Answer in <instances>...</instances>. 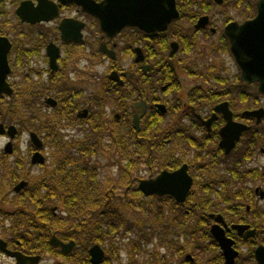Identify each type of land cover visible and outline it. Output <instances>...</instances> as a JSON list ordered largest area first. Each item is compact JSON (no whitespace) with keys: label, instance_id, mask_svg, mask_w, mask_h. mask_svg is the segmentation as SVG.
<instances>
[{"label":"flooded vegetation","instance_id":"1","mask_svg":"<svg viewBox=\"0 0 264 264\" xmlns=\"http://www.w3.org/2000/svg\"><path fill=\"white\" fill-rule=\"evenodd\" d=\"M105 1L112 0H90L89 3ZM259 1L136 0L134 24L119 27L111 22L112 26L103 30L95 15L73 1L0 0V37L8 43L6 61L10 69L5 81L11 89L10 94L0 93V102L7 99L8 107H13V101L24 107L34 103L44 112H52L26 110L22 115L25 123L35 121L26 128L30 141V133L34 132L42 142L36 147L31 141L32 154L44 149L48 142L46 136L50 134L40 121L51 123L52 119L60 124L66 117L69 120L66 125L72 123L78 131L84 127L87 130L83 137L70 140L67 133L61 132L60 125L64 139L86 141V134H94L93 123L101 124L106 130L120 131L124 128L123 122L130 119L135 135L131 144L134 162L153 170L147 177L133 179L135 188L127 185L126 192L155 200V207L166 208L169 214L175 213V219L181 218L180 223L169 216L165 218L166 223L153 224L158 234L151 232L152 238L145 245L153 244L156 248L149 252L153 257L151 264H162V261L264 264V92L259 91V81L242 76L243 64L252 67L253 61L262 56L257 58L252 54L253 49L246 46V34L241 31L245 22L258 15ZM93 26L98 33L95 39L89 36ZM78 49L90 50V58L98 54L111 61L102 93L113 103V114L105 111L104 96L98 98L93 94L82 101L79 98L84 90H69L62 83L67 68L63 65ZM122 55L132 57V70L119 64ZM37 60L45 61L46 68L32 65ZM15 70H20L27 81L36 79L31 90L14 88L10 80ZM113 72L118 79L111 77ZM50 93L55 97L49 96ZM28 94L39 101L34 97L28 102ZM12 109H6L8 119L0 121L5 128L0 137L9 138L3 147L6 154L13 152L12 140L26 126L12 123L10 116L16 113ZM109 115L112 119L107 126L101 118ZM135 116L138 130L134 126ZM165 120L167 124L161 130ZM10 126L14 127L9 131L13 132L12 136L8 132ZM8 142H11V152L5 150ZM72 147L76 149L77 145ZM175 149H182L185 156L190 154L194 160L178 158L173 152ZM205 150L211 159L197 165L195 161L202 158L200 153ZM164 151L167 158L158 161L155 152ZM155 160L159 165L156 173ZM183 165L191 177L183 201H178L172 193L146 195L139 188L140 180L155 179L161 172L171 173ZM210 169L216 174H211ZM27 186L19 192L13 189L18 204L29 201L26 196L31 193L25 191ZM38 195L44 197L46 193ZM111 196L121 198L115 192ZM106 200L101 212L109 203L108 197ZM43 202L40 198L39 205L19 204L13 210L0 207V264L114 263L102 244H86L87 239L80 231L61 229L58 208L44 206ZM189 218L192 224L187 223ZM174 227L180 230L176 238L171 235ZM194 227L201 230L202 239L211 240L213 254L207 255L211 251L206 252L199 246L192 253L180 245L179 241L188 243V229ZM154 237L161 246L153 243ZM55 239L71 245L63 250ZM95 244L104 252L98 263L92 262L90 253ZM160 247H165V252L161 253ZM166 250H172L177 263L166 259L165 254H169ZM119 251L118 255L125 251L131 256L126 249Z\"/></svg>","mask_w":264,"mask_h":264},{"label":"rangeland","instance_id":"2","mask_svg":"<svg viewBox=\"0 0 264 264\" xmlns=\"http://www.w3.org/2000/svg\"><path fill=\"white\" fill-rule=\"evenodd\" d=\"M92 33L89 34V36L91 35L94 39L97 38V28L95 26H93V28L91 29ZM96 46V45H94ZM36 60V59H35ZM34 61V60H33ZM110 62L108 59L103 58L100 55H96L93 54L92 57L90 58V50L85 51V50H81L78 49L77 51L73 52L71 54V58H69V60L63 65L66 68V73H65V81L62 83H65L68 85V89H79L84 90V94L81 98H79V100H86L89 95H93L96 96L98 98L103 97V86H104V80L107 79V75L109 73V65ZM119 64H121V66L126 69V70H132V57L129 55H122V57H119ZM32 65L34 66H43L46 68V64L45 61L42 62L41 60H37L35 62H32ZM23 73L20 70H15L13 73V76L11 77L10 82L14 85V88H16V90L18 88H20L21 90L24 88H28V91L32 89V82H36V79H30V80H25L23 79ZM22 95V93H20ZM49 96L51 97H55L54 94L50 93ZM35 96H32L30 94L27 95V100L28 102H32ZM106 98L105 101H103L104 108L105 111L107 112V114H113L112 112H115L113 110V103H111L110 99L107 98L106 96H104ZM38 101L39 99L37 97H35ZM89 100V99H88ZM35 101V100H34ZM40 103V102H39ZM10 104L9 101H7V99H3L0 102V111L3 112V116L2 117H6V109L10 110L12 109L13 111L16 110V113L13 114L12 112V116H10V118L12 119V123H19L21 125V123H25L23 122L25 119L22 117V115L24 114V112L26 110H29V112H33V111H38L39 108H37V104L32 103L31 105L24 107V105L15 103V101H13V107H8ZM39 106V105H38ZM40 111L44 110L40 107L39 109ZM44 113H49L51 114V111H45ZM43 113V114H44ZM110 117L107 118L106 116H104V118H101V120H104L105 124H110L109 120L112 119V116L109 115ZM59 118V117H58ZM66 117L63 118V120H61V118H59L60 121V130L61 132H65L67 133V137L73 138L75 137L76 139L79 137H83V135L85 134L84 131L87 130V128L85 129V127L83 128V130H77V126L72 125L68 126L66 125V123L69 121L68 118ZM3 121V120H0ZM26 121V120H25ZM51 122L54 124V120L51 119ZM35 121L33 122H29L25 123V131H22V133L19 135V137L15 138L12 140V144H13V152L11 154H6L3 151V147L5 145V143L9 140V138L7 137H0V207L2 208H8V209H14L15 207H20L18 201L14 195L13 192V187L16 183H18L21 180H26L28 181V184L30 183L31 185L30 188H32L34 186V184H32L34 179H37L40 175L43 174L44 170L49 167V165L51 164L52 159L54 158L53 156H55V154L52 153V151L54 150L53 146H51V144L49 142H47L46 146L44 147V149L41 151L43 155H45V163L43 165H33L30 162L31 159V155H32V143L30 141L29 138V134L28 131L26 130V128L28 127L27 125H31L34 124ZM63 124V125H62ZM165 124H167L166 120L163 122V126L161 128V130H164L165 128ZM23 125V124H22ZM108 126V125H107ZM81 131V132H80ZM123 128H120V133L119 134H123ZM83 132V133H82ZM89 132V131H87ZM39 135L41 137L44 136L43 132H38ZM113 134V133H112ZM111 132L109 133L108 137H111ZM124 135V134H123ZM105 139H107V137L103 136ZM109 141V140H108ZM112 143V142H111ZM132 142L130 141V149L132 150ZM106 145V143H105ZM112 147V148H111ZM116 150V151H115ZM133 152V150H132ZM132 152H129V156L132 158V160L134 161L133 156L135 157V155L132 154ZM173 152L175 153V155L180 158L183 157L185 159H190V160H194L193 157L189 154V155H184L183 150L182 149H175L173 150ZM53 154V156H52ZM126 154H128V151H123L122 153L119 152L117 153V148L115 147V145L112 143V145H110L109 150H107L105 147H101L99 149V151L95 154L90 155L91 157H86L85 158V162L88 164L89 162L91 163L90 165H86L85 167L89 170H92L94 168L95 164L97 169L95 170L97 172V180L99 181L100 185H101V194L99 192L100 198L103 200L102 201V205L103 202L105 203L106 200V196H105V192L106 189H114V192L116 195H121V199L124 196H131L130 192L124 194L125 188L127 187V185H131L132 188H135L136 186V182H134L136 177H147L153 170L150 169V167H148V165H144V164H135L134 168H129L127 173L126 172V168L123 167L124 164V158L123 156H125ZM201 156L202 158L198 159L195 161V163L197 165L204 163V162H208L212 157L210 156L207 151H201ZM143 156V155H142ZM155 156L158 158L159 160H163V158H167L166 156V152H155ZM95 160H97V162H95ZM158 161H154L153 163L155 164V170L157 172V167H159L158 165ZM137 165V166H136ZM122 169L124 170V172L122 171ZM155 172V173H156ZM125 173V174H124ZM210 173L215 175L216 171H213L212 169H210ZM134 179V180H133ZM35 183V182H34ZM36 184V183H35ZM113 187V188H112ZM40 192H42V194L44 195V191L41 190ZM94 194H98L94 193ZM128 198V197H127ZM141 200V197H139ZM107 201V200H106ZM145 201V205H148V207L155 209L158 207H155V200H151V199H145L143 200ZM56 202L55 201H44L43 205L44 206H56L57 211L59 212V214L62 213V209L59 208L57 205H55ZM22 206H26L28 205V207H32L35 205H32L29 201L25 204H21ZM128 209V210H127ZM120 211H122L126 216H129L130 218H134V221L140 225V223H142V230H144L145 228L147 229L149 233L151 232H156L155 234L157 235L158 232L156 230V226L154 227V223L155 221L150 223V220H148L147 222L145 221V210L142 209L140 211H136V210H131L130 208H125L123 207L122 209H120ZM162 212H164L167 217L169 218L168 214L170 211H168L166 208H164L162 210ZM156 212H152L150 216H154ZM149 216V217H150ZM165 219V218H163ZM153 220L154 217H153ZM191 218H189V221L187 223L192 224L191 222ZM191 222V223H190ZM150 223V224H149ZM158 226V225H157ZM189 227H191V225H189ZM179 228L174 227V230H171V235L175 236L176 238V234L177 232H179L180 230H178ZM192 230H194V232H192V236L190 235L189 241L188 243L186 242V240L184 241H179L180 245H183L185 247H187V250H191L192 253L195 252L196 248H198L197 246H199V249H206V252L211 251L210 253H208L207 255L213 254L214 250L211 247L212 242L209 239H202L201 238V230H198V228L194 227L192 228ZM130 236V235H129ZM156 239V237H154V240ZM156 242V243H155ZM125 243V241H124ZM123 243V244H124ZM153 243L157 244L158 246H161L158 242V240L156 239L155 241H153ZM145 249H143L141 252L137 253L135 256H132L130 252H127L129 255L128 256L126 254L125 251H122L121 254L119 255H114L110 254V256H112V260L114 261L113 264H132V262L134 261L135 264H151L153 257L151 256L152 251H155L156 248L153 247V244H149L148 246L144 247ZM164 248L160 247V252L162 253L165 252ZM168 251V255L165 254L166 259L173 261V263H177V259L175 257L172 256V253L170 250H166ZM190 252V251H189ZM174 254V253H173ZM164 255V254H163ZM179 257V256H178ZM132 261V262H131ZM62 264H66V263H62ZM71 264V263H70ZM162 264H172L171 262H163Z\"/></svg>","mask_w":264,"mask_h":264},{"label":"trees","instance_id":"3","mask_svg":"<svg viewBox=\"0 0 264 264\" xmlns=\"http://www.w3.org/2000/svg\"><path fill=\"white\" fill-rule=\"evenodd\" d=\"M2 116L3 112L0 111V120L6 121L8 119V117L4 118ZM123 123L124 135L119 134L120 132L116 128L106 130L101 127V124L97 125L93 123L92 130L94 134H86L84 137L86 141L85 139L70 141L71 139H64V136L59 131L58 123L53 124L52 122L40 121V124L47 134L50 133L48 137L46 134L45 136L47 141L51 143V146L55 148L52 151L55 156L52 154L54 158L49 167L44 170L42 175L33 180L32 184L34 186L30 188L29 185L31 184L29 183L25 191L31 193L26 197L32 205H39L40 198H43V201L50 200L56 202L55 205L62 209V213L60 214L61 219L59 221L61 229L66 227V229L69 228L68 231H80L85 235L84 239H87L86 244L95 242L102 244L110 254L118 255L119 250L123 248L133 256V254L142 251L144 246L150 242L152 233L147 232L149 226L142 230V223L140 225L137 224L134 221L135 217L130 218L126 216L120 209L123 207L136 211L144 209L146 214L145 221L150 220V223L155 221V225L164 224L165 219L163 218H166L167 215L162 212V208L153 209V207L150 208L148 205H145V201L143 200L149 198L136 195L134 192L132 194L130 191L131 196L127 195L122 199L111 196V192H114V189H106L105 193L108 195L109 203L105 204V211L101 212L104 202L102 205L103 200L98 196L99 192L101 194V185L97 180L98 174L95 171L97 167L95 164H92L94 165L92 170L85 167L91 164L90 162L88 164L85 162L86 157L97 153L101 147L109 150L112 143L118 148L117 153L119 152V155L123 151H128V154L123 156L125 160L124 164H126L123 165L126 168L125 173H127L129 168L135 167V162L129 156V152H132L130 149V141L133 143L135 140L133 127L130 119H127ZM110 131H112L111 134L113 133L111 135L112 138L108 137ZM103 136L107 137V139ZM72 144L77 145V148L73 149ZM147 150L146 148L144 152L145 158H147ZM132 154L134 155V152ZM133 158L135 159L134 156ZM122 171L124 172L123 169ZM41 190L46 193L44 197L38 195ZM97 192L98 194H94ZM139 197H141V200H138L140 199ZM154 211L156 215L150 216ZM172 214L170 213L168 216L173 221L177 220L180 223L181 218L175 219V213L172 212ZM177 215L180 217L181 212L177 213ZM153 217L155 220H153ZM191 230V228L188 229L189 235L194 232ZM124 241L125 244L122 245Z\"/></svg>","mask_w":264,"mask_h":264},{"label":"water","instance_id":"4","mask_svg":"<svg viewBox=\"0 0 264 264\" xmlns=\"http://www.w3.org/2000/svg\"><path fill=\"white\" fill-rule=\"evenodd\" d=\"M73 1L80 4L84 10L91 12L95 15L99 21L101 28L103 30L106 29L107 26H112V23H116L119 27L123 25H132L135 23L133 19L134 9L137 3L136 0H125L123 1H105L101 4H91L90 0H67ZM142 5V4H141ZM126 8H130V11H126ZM120 17V21H119ZM118 18V22L116 21ZM112 22V23H111ZM115 25L116 27H118ZM113 26V27H115ZM241 31L243 34H246V38L248 43L246 46L252 48V54L255 57L259 58V55L262 56L261 59H257L253 61L252 67H250L247 63L243 64L242 76L252 81H259V91L264 92V0H260L258 2V15L255 19L245 22L241 26ZM232 36V35H231ZM232 46L234 47L235 41L231 37ZM8 51V43L6 39L0 37V93L10 94L11 89L9 85L5 81L6 75L10 72L6 61V54ZM248 65V66H246ZM111 77L118 79L116 77L115 72L111 74ZM48 102L51 104L54 103L53 100L48 99ZM134 126L136 130H138V117H134ZM13 129V126L8 128V132ZM5 132L4 125L0 123V134ZM10 136L13 135V132H9ZM31 141L34 143L36 147H40L42 145L41 140L38 138L36 133H30ZM5 150L7 152H11V142H8ZM31 164H43L45 162V158L40 151H35L30 159ZM28 184L26 180L19 181L16 185H14L13 189L16 192H19L23 187ZM176 184V185H174ZM191 185V177L186 173V166L183 165L180 169L174 172H166L163 171L159 174L155 179H142L139 182V188L146 194H164V193H172L175 195L178 201H183L189 188ZM176 187V188H175ZM60 245H62L63 250H66L70 244H62L56 239L54 240ZM90 253L92 256V262L98 263L104 256V252L101 247L97 244L93 245L90 248Z\"/></svg>","mask_w":264,"mask_h":264}]
</instances>
